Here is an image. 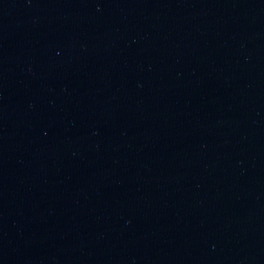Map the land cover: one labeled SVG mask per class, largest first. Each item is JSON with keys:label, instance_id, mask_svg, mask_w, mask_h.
<instances>
[{"label": "water", "instance_id": "obj_1", "mask_svg": "<svg viewBox=\"0 0 264 264\" xmlns=\"http://www.w3.org/2000/svg\"><path fill=\"white\" fill-rule=\"evenodd\" d=\"M0 264H264V0H0Z\"/></svg>", "mask_w": 264, "mask_h": 264}]
</instances>
